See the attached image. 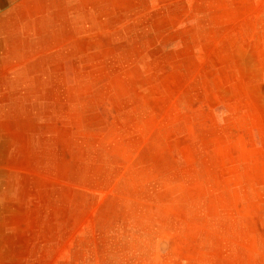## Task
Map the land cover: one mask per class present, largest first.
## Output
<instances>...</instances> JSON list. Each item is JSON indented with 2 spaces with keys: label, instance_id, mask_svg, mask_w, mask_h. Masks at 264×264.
Wrapping results in <instances>:
<instances>
[{
  "label": "rangeland",
  "instance_id": "obj_1",
  "mask_svg": "<svg viewBox=\"0 0 264 264\" xmlns=\"http://www.w3.org/2000/svg\"><path fill=\"white\" fill-rule=\"evenodd\" d=\"M182 4L183 47L127 56L143 36L109 30L13 95L0 264H264V0Z\"/></svg>",
  "mask_w": 264,
  "mask_h": 264
},
{
  "label": "crops",
  "instance_id": "obj_2",
  "mask_svg": "<svg viewBox=\"0 0 264 264\" xmlns=\"http://www.w3.org/2000/svg\"><path fill=\"white\" fill-rule=\"evenodd\" d=\"M145 1L146 4L142 8L141 0H0V118L12 121L15 117L14 108L21 111L23 108L27 109V106L22 104L23 99L21 98V102L17 105L18 101H14L13 95L29 92L30 77H45L46 61L53 63L60 61L62 51L64 54L67 53L66 55H78L82 51L71 49L72 46L77 45L84 47L83 52L91 61V56L94 54L93 47L106 46L104 39L109 36V30L129 31L128 36H132L135 40L143 36L141 44L122 43V50L119 51L124 55L128 52L127 56L153 52L151 49L156 47L158 35L166 38L164 43L167 45L175 48L183 47L184 24L189 25L187 22L184 23L185 10L182 4L184 0H165L167 4L164 6H158L157 0ZM189 7L186 4V12H189ZM190 9L193 11L192 7ZM142 14L147 15L143 21L140 17ZM158 14H164L165 19L168 17L170 22L158 26L156 17ZM174 15H180L183 19L179 25L172 21ZM142 30L144 32L141 34ZM157 30L165 32L158 34ZM171 30H180L178 42L173 43L176 39L169 32ZM162 48L164 51L167 49L164 44ZM96 52L108 53L103 49ZM68 60L71 61L72 58ZM122 60L130 59L122 57ZM133 61H135L134 57ZM14 62L20 63L17 65L16 73L12 69ZM30 62L33 64L32 67ZM38 63L41 64L37 65ZM30 68L36 71L30 73ZM18 117L23 119L22 114L16 115L17 120ZM7 140L9 146L6 144L0 146V152L4 148L8 151L4 156L12 157L13 139L0 136V143L3 141L7 143ZM18 152L23 156V146ZM11 264L77 263L61 261L60 258L56 260L54 257L48 262L25 261Z\"/></svg>",
  "mask_w": 264,
  "mask_h": 264
}]
</instances>
